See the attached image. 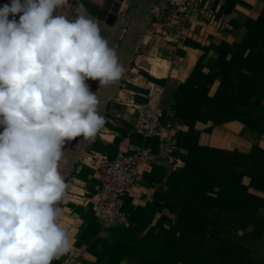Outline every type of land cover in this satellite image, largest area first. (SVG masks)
Masks as SVG:
<instances>
[{
  "label": "crops",
  "instance_id": "obj_1",
  "mask_svg": "<svg viewBox=\"0 0 264 264\" xmlns=\"http://www.w3.org/2000/svg\"><path fill=\"white\" fill-rule=\"evenodd\" d=\"M125 1L114 25L85 12L125 72L106 87L86 81L105 124L94 139L65 142L59 223L73 246L52 264H264V0H217L215 19L194 14L179 34L176 0ZM77 9L57 14L75 19ZM149 102L172 123V158L143 170L123 223L105 224L91 153L158 151L159 136L137 131L134 105Z\"/></svg>",
  "mask_w": 264,
  "mask_h": 264
},
{
  "label": "clouds",
  "instance_id": "obj_2",
  "mask_svg": "<svg viewBox=\"0 0 264 264\" xmlns=\"http://www.w3.org/2000/svg\"><path fill=\"white\" fill-rule=\"evenodd\" d=\"M68 0H12L0 8V264H52L73 238L59 221L67 199L59 172L66 141L94 139L104 126L100 87L124 67L82 6ZM19 21L9 20L11 14Z\"/></svg>",
  "mask_w": 264,
  "mask_h": 264
},
{
  "label": "built area",
  "instance_id": "obj_3",
  "mask_svg": "<svg viewBox=\"0 0 264 264\" xmlns=\"http://www.w3.org/2000/svg\"><path fill=\"white\" fill-rule=\"evenodd\" d=\"M220 2L217 0H176L172 9L171 21L176 26L177 32L182 33V27L191 18L208 17L215 19L220 12ZM158 91V87H154ZM120 104L131 105L127 102L116 100ZM139 111L137 131L144 137L159 136V150L151 147H139L123 152L115 159H110L105 153H91V167L100 179L98 188L99 200L97 203L98 215L105 224L123 223L127 216L123 208V198L142 178L143 170L150 169L164 158H172V143L164 137L165 129L172 126L165 122L164 109L153 102L144 105H134Z\"/></svg>",
  "mask_w": 264,
  "mask_h": 264
},
{
  "label": "water",
  "instance_id": "obj_4",
  "mask_svg": "<svg viewBox=\"0 0 264 264\" xmlns=\"http://www.w3.org/2000/svg\"><path fill=\"white\" fill-rule=\"evenodd\" d=\"M11 1L12 0H0V8L6 4L8 5ZM124 1L125 0H68V4L78 9L82 6L84 12L89 15L105 21L109 25H114ZM125 2L129 4L130 0H126ZM11 17L13 16L10 14L8 19L11 20Z\"/></svg>",
  "mask_w": 264,
  "mask_h": 264
},
{
  "label": "rangeland",
  "instance_id": "obj_5",
  "mask_svg": "<svg viewBox=\"0 0 264 264\" xmlns=\"http://www.w3.org/2000/svg\"><path fill=\"white\" fill-rule=\"evenodd\" d=\"M68 5L71 7L70 4H68ZM59 12H61V11L58 10V13H59ZM22 14H23V13L16 14L15 17H11V20H12V19H15L16 21H18L19 18H20V15H22ZM56 14H57V13H54V15H56ZM3 130H4L3 125H0V133H2Z\"/></svg>",
  "mask_w": 264,
  "mask_h": 264
},
{
  "label": "bare ground",
  "instance_id": "obj_6",
  "mask_svg": "<svg viewBox=\"0 0 264 264\" xmlns=\"http://www.w3.org/2000/svg\"><path fill=\"white\" fill-rule=\"evenodd\" d=\"M12 2V1H11ZM11 2L10 3H8V5L10 6L11 5Z\"/></svg>",
  "mask_w": 264,
  "mask_h": 264
}]
</instances>
